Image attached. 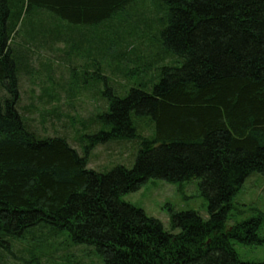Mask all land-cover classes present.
<instances>
[{"label": "trees", "instance_id": "trees-1", "mask_svg": "<svg viewBox=\"0 0 264 264\" xmlns=\"http://www.w3.org/2000/svg\"><path fill=\"white\" fill-rule=\"evenodd\" d=\"M25 76L41 80L38 101L58 104L39 110L43 127L61 121L62 95L72 108L90 95L105 105L90 124L100 129L78 132L79 151L34 127ZM119 76L138 83L126 90ZM120 140H139L132 169L88 168L97 147ZM255 173L264 0H0V264H18L16 249L30 259L20 264H40L61 242L95 246L102 264H249L234 246L264 244L262 218L230 225L229 215ZM152 179L200 180L209 218L171 209L169 232L121 199Z\"/></svg>", "mask_w": 264, "mask_h": 264}, {"label": "rangeland", "instance_id": "rangeland-1", "mask_svg": "<svg viewBox=\"0 0 264 264\" xmlns=\"http://www.w3.org/2000/svg\"><path fill=\"white\" fill-rule=\"evenodd\" d=\"M39 55L42 59H51V61H49L54 65L59 76L62 74V71L66 72L65 64H61L62 62L59 60L56 62L53 58L54 55L50 51H40ZM42 61L43 60L39 63L36 62L35 67L40 69V63ZM119 77V83L126 88V90H130L134 87V84L138 83V80L127 81L121 78L122 76ZM136 78L143 80V78H140L138 75H136ZM40 81L41 80L38 79L35 84H33L29 77L25 76L22 78L20 83V92L23 97L21 106L27 110L31 109L28 106L37 108V113L28 114L30 115L28 118L34 120V127H36L42 135L64 136L68 139L70 144L79 151L80 148L76 142L78 132L80 131L79 133L86 135L97 132L100 129L99 125L90 124L96 120V115L105 111V105L98 99L92 98L90 95L81 98L78 102L75 101L72 108L69 107L71 101H68L66 97L62 95V103L60 104L63 107L61 121L54 123V125L47 124L43 127L39 123L41 119L39 118L41 114L39 110L42 111L44 108L52 109L51 107L56 105L57 102L53 101L51 104H43L37 100V97L40 96L44 90V88L39 85ZM129 82H134V84L129 85ZM118 88H120L119 85L111 86L113 91L121 92L118 91ZM51 90L50 87L49 92ZM53 91L57 90L53 88ZM33 92L35 93L34 98L32 97ZM33 100H35V103H32ZM70 117L75 119L77 124H72ZM148 131L150 132L151 129ZM145 135H148V133L146 132ZM138 141L139 140H120L100 145L93 151L89 159L88 168L99 173H107L118 166L132 169L139 154ZM121 199L141 208L148 216L161 221L165 229L169 232H171V209L176 212L195 211L200 213L204 219L209 218L208 200L200 189V180L198 179L176 183L152 179L140 190L125 194ZM255 217L262 218L259 235L261 238H264V173H255L246 180L244 187L232 202L229 224L234 225L235 223ZM62 243L63 242L58 245L51 244L53 245L52 249L46 255L47 257L44 256V258L41 259L40 264H102L95 246L84 245L82 247L69 248L66 244ZM234 247L240 261L249 264L264 263V244L243 245L241 243H236ZM15 254L17 258H15L14 261L18 262V264L21 263L19 261L21 257L30 262L26 252L22 253L21 250L16 249Z\"/></svg>", "mask_w": 264, "mask_h": 264}]
</instances>
